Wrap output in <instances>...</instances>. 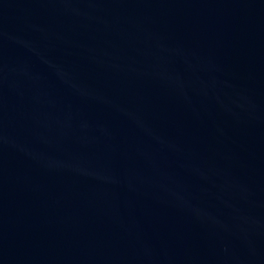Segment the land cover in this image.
Instances as JSON below:
<instances>
[{
  "label": "water",
  "instance_id": "95a60500",
  "mask_svg": "<svg viewBox=\"0 0 264 264\" xmlns=\"http://www.w3.org/2000/svg\"><path fill=\"white\" fill-rule=\"evenodd\" d=\"M0 264H264V0H0Z\"/></svg>",
  "mask_w": 264,
  "mask_h": 264
}]
</instances>
